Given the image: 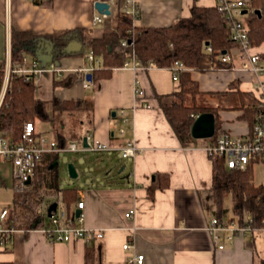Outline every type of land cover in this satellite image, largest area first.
<instances>
[{
	"label": "crops",
	"instance_id": "crops-1",
	"mask_svg": "<svg viewBox=\"0 0 264 264\" xmlns=\"http://www.w3.org/2000/svg\"><path fill=\"white\" fill-rule=\"evenodd\" d=\"M139 4L141 11L135 20L137 25L166 26L181 17L190 16L195 4L214 6V1L140 0ZM114 8L115 5H111L112 13L106 15L102 26H99L100 23L93 24V19L102 13L96 9L93 0H0V63L6 61V66L7 63L11 65L13 30L45 34L81 27L99 37L105 29L113 26ZM248 13L249 10L246 15ZM48 45L47 42L42 43L41 52H38L48 57ZM255 50L264 53V41L255 46ZM38 52L25 57L23 66H30L33 60H37L44 67L41 84L52 86L50 98L53 95L63 99L81 98L93 104L91 116L83 114L85 119L78 129L81 130L80 138L63 124L64 114H61L58 125L56 118L53 119L54 139H47L46 146L61 147L64 141L69 143L73 140L84 145V137L89 134L90 141L98 138L115 148L134 142L139 151L133 158L122 155L129 159L130 166L126 171L127 165L123 163L121 174L112 172L122 164L120 159H111L110 151L96 152L101 154L102 162L92 160L91 165H107L105 172L94 174L90 185L81 187L79 201L84 202L83 208L78 207L79 201L71 208L63 202L61 206L58 201L57 207L66 209L72 218L80 209L84 214L81 225L102 229V238L51 241L40 228H14L6 235L0 232V264H86L88 260L93 264H127L128 258L135 253H143L147 264L261 263L263 258L256 257L255 233L263 229L238 233L232 239L228 238L230 232L223 230L218 242L209 230L212 219L217 217L212 189L214 162L205 150L210 141L202 138L195 144L184 146L166 117L159 95L180 88V79L173 78L170 67H158L152 63H144L137 68L118 67L114 68L111 77L98 83L91 81L90 86L85 87L86 74L92 66L98 65V60L94 63L88 56L71 55L51 61L38 56ZM238 52L236 47L229 52L235 58L232 62L235 69L228 68V63L220 58L212 60L206 55L198 68L188 70L205 92L225 91L234 80L239 81L242 90H248L254 78L249 72L238 70ZM40 59L44 62L41 63ZM51 64L62 69L63 74L58 76L50 70ZM76 72L83 77L85 89L96 88L77 97H62L56 93L58 88L71 92L76 82L72 87L55 88L54 77ZM140 89L145 91L144 97L139 95ZM221 99L224 97L212 96L210 104L217 106ZM147 102L152 106H145ZM113 111L115 115H112ZM241 112L238 109H221V128L234 133L244 131L246 119L239 118ZM112 117H118L124 125L116 129L117 122ZM108 156L110 159L106 160ZM159 172L170 175V184L157 188L154 196L150 197L148 188L155 179L152 177ZM5 188L13 189L14 193L15 180L11 163L0 157V190ZM4 208L9 209L8 206ZM131 209L135 213L127 218L125 215ZM224 214L222 219L238 223L236 216L227 218ZM251 233L252 240L248 238ZM128 241L132 247L124 249L123 245Z\"/></svg>",
	"mask_w": 264,
	"mask_h": 264
},
{
	"label": "trees",
	"instance_id": "trees-1",
	"mask_svg": "<svg viewBox=\"0 0 264 264\" xmlns=\"http://www.w3.org/2000/svg\"><path fill=\"white\" fill-rule=\"evenodd\" d=\"M114 9L113 26L105 29L99 37L81 27L45 34L13 30L11 68L23 66L25 57L35 55L41 44L46 42L52 45V61L71 55L87 57L89 53H93L99 63L90 71L92 83L111 77L114 68L124 67L133 56L142 64L152 63L158 67H171L179 61L186 67L179 74L180 88L172 93L159 95V101L184 146H190L198 141L191 133L196 114L203 112L215 114L216 130L212 137L207 138L209 141L213 140L222 127L223 120L219 113L221 109L241 110L239 118L250 119L252 122L257 100L251 91L240 88L239 81H233L225 91L205 92L200 89L199 81L194 79L188 70L198 68L206 55L212 60H218L224 50L228 52L237 46L231 36L228 21L215 6L195 4L190 16L181 17L166 26L137 25L135 18L125 12L123 0H117ZM248 9L250 38L254 46H259L264 41V0H252ZM258 9L261 14L256 13ZM72 42L81 43L82 49L76 53H68L66 48ZM5 73L6 61L0 63V94ZM78 78L77 72L60 78L55 76L54 87H72ZM35 80L34 73L24 75L13 72L10 75L7 91L0 104V133H9L13 141L20 143L24 126L29 121L36 124L37 121H53L60 113L70 115L89 112L91 116L93 104L87 100L63 99L57 95H53L51 99L36 97ZM201 94L217 95L224 97V100L221 99L217 106L203 105L198 103V96ZM233 97L239 100L235 104L230 101ZM41 133L42 131H38L36 136H41ZM60 135L64 138L63 133L60 132ZM67 144L64 141V146ZM59 158L58 152H45L37 161L30 182L14 189L13 204L4 220L7 228L26 230L40 228L49 221L47 209L52 202L61 200L71 208L79 201L82 190L80 186L61 185ZM214 168L212 189L217 217L222 219L225 198L231 193L234 200L233 211L238 223L249 224L252 230L264 229V184L254 182V163H250L244 169L229 168L223 158H217L214 160ZM169 184L168 173H157L148 188L149 196L153 197L157 188L168 187ZM86 264L93 263L88 260ZM260 264H264V258Z\"/></svg>",
	"mask_w": 264,
	"mask_h": 264
},
{
	"label": "built area",
	"instance_id": "built-area-1",
	"mask_svg": "<svg viewBox=\"0 0 264 264\" xmlns=\"http://www.w3.org/2000/svg\"><path fill=\"white\" fill-rule=\"evenodd\" d=\"M111 5H115L117 0H105ZM124 10L127 14L133 16L135 20L140 15V0H123ZM214 6L225 17L231 28V36L237 43L236 48L239 50L237 59L239 60L238 70L249 72L254 80L253 85L250 86L248 91H251L256 97L257 103L255 106V113L252 119H246V128L241 133H234L230 130L219 129L217 135L205 146L209 157L213 160L223 158L229 168H246L250 163H261L264 165V53L255 50L250 38V26L245 18V9H248L252 0H213ZM249 10V9H248ZM106 14H98L93 19V24H99L103 21ZM126 43V42H124ZM210 51L211 48L209 47ZM230 51L220 55L222 62L228 63V68H236L232 64L235 58L229 53ZM88 59L91 62H97L93 53L88 54ZM132 66L134 68L141 67L142 62L134 56L128 60L124 67ZM50 70L60 76L63 74L62 69H57L54 64H51ZM94 69V66H92ZM170 69L173 72V78L179 80V74L182 70L186 69L182 62L176 61ZM44 67L40 66L37 60H33L30 66H20L12 69L10 63L6 66V77L4 79L1 100L7 91L10 80V75L13 72L28 75L34 73L36 76V91L39 96L46 97L47 90L52 91V86H44L41 84V76ZM91 81L85 78V87H89ZM140 96H145L143 89L138 90ZM51 94V93H50ZM49 94V97H51ZM42 97V98H43ZM151 107V103L145 104ZM198 114L195 115L197 117ZM127 122V118L124 119ZM124 130H121L123 132ZM38 129L36 123L29 121L24 126L22 133V141L15 142L10 136L5 133H0V157L11 163L13 168V177L15 180V187L23 186L27 181L31 180L34 173L37 161L41 159L45 152H62V151H80L90 150L94 152L101 151H114L120 150L124 157L133 158L138 153V147L134 142H129L119 148L112 147L109 143H105L98 138L90 141L91 135L87 134L88 145L85 146L80 142L73 140L67 145L61 147H48L46 146L47 138L36 136ZM84 202L79 201L78 207L83 208ZM135 210L131 209L126 213V217L130 218L134 215ZM8 214V209L4 208L0 212V232L6 235L9 229L5 226L4 220ZM48 223L40 229L46 234L51 241H71L74 239H91L102 238L104 231L102 229L87 228L81 225L84 214L80 213L71 217L66 209L60 210L59 207L48 216ZM210 232L213 234L214 239L218 242L221 239V231L228 230L229 239H232L238 233H247L252 231L251 225H240L236 221H228L214 217L209 226ZM264 230V229H263ZM124 249L132 247L130 241L123 245ZM127 264H147L146 257L143 253H135L131 255Z\"/></svg>",
	"mask_w": 264,
	"mask_h": 264
},
{
	"label": "rangeland",
	"instance_id": "rangeland-1",
	"mask_svg": "<svg viewBox=\"0 0 264 264\" xmlns=\"http://www.w3.org/2000/svg\"><path fill=\"white\" fill-rule=\"evenodd\" d=\"M248 17V14L245 15V18ZM99 26H102V23L99 24ZM40 62L43 63L44 60L40 59ZM58 64V63H56ZM6 74V73H5ZM6 77V75H5ZM4 77V79H5ZM83 77H79L78 80L76 81L73 90H71V92L67 91V89H61L58 88L56 89V93H58L60 96L64 97V96H74L77 97L78 95H84L85 93H90L91 91H93V89H85L83 87ZM237 81V80H234ZM39 93V92H38ZM36 91L35 88V95L36 97H41L39 96V94ZM51 93V94H50ZM53 93V89L52 91H48L46 92L45 95L46 97H41L42 99H51L49 97L52 95ZM64 93L66 95H64ZM214 97H217V95H213ZM212 97V95L210 94H201L198 96V103L203 104V105H212L210 104L211 100L210 98ZM1 94H0V100H1ZM71 98V97H70ZM3 100V99H2ZM238 98L237 97H233L230 101L232 104L237 103ZM239 101V100H238ZM228 110H232V109H228ZM245 109H243L244 111ZM242 113V112H241ZM64 116L62 117L63 119V124H66L68 126V128L70 127L72 131H74L78 138L81 137V130L79 129V126H81V122L85 119V117H83L85 114L84 112H80V113H75V114H65L63 113ZM60 114L57 115L56 120V125H58V122L60 121ZM86 115L90 116L89 112H86ZM113 115V112H112ZM113 120L115 122H117L116 125V129L119 128L120 126H123L124 123L121 121H119V118H115L112 117ZM122 118V117H121ZM55 121L52 120H44V121H37L36 127L37 129L40 128V130L42 131L41 135L45 138H47L49 141H52L54 139V124ZM244 122V121H243ZM61 123V121H60ZM39 124V127H38ZM240 124V122H239ZM244 126V124H242ZM6 136H10L9 133H5ZM48 145V144H47ZM112 152L110 155V158L112 159H120L122 161V164L120 166L115 167L112 172L114 174H121L120 170L122 168L123 163L127 165V169L128 170L129 166H130V161L129 159L123 158L122 156V152L120 150H116L115 151H110ZM101 154H98L96 152L90 151V150H80V151H62L60 152V158H59V169H60V182L62 187H68V186H80V187H86L87 185H90L93 182L94 179V174H96L98 171L105 172V165H107L106 163H103L102 165H91V161L92 160H99L98 162H102V158H101ZM109 156L106 157V160L110 159ZM73 162L76 165V168L79 172V176L77 178H72L69 174V163ZM93 162V161H92ZM100 162V163H101ZM104 166V167H103ZM254 181L256 184H264V165L263 164H255L254 165ZM13 189H9V188H5L4 190H0V209H2L5 206H8L9 208L12 206L13 204ZM60 201V205L62 206V202L61 200H57ZM233 205H234V200H233V196L232 194H228L225 198V217L227 218H234V211H233ZM227 212V214H226ZM247 217V216H246ZM263 229V228H262ZM252 233L251 236L248 237L250 240H252ZM255 239H256V257L258 258H264V231H256L255 233Z\"/></svg>",
	"mask_w": 264,
	"mask_h": 264
},
{
	"label": "water",
	"instance_id": "water-1",
	"mask_svg": "<svg viewBox=\"0 0 264 264\" xmlns=\"http://www.w3.org/2000/svg\"><path fill=\"white\" fill-rule=\"evenodd\" d=\"M95 7L96 9L102 13V14H106V15H110L112 13L111 9H110V4L106 1H96L95 2ZM248 9L244 10V13H247ZM256 13L261 14L260 9L256 10ZM82 49V44L79 42H72L68 45V47L66 48V51L68 53H76L78 51H80ZM41 52V51H39ZM38 52V56L40 57H44L45 59L47 58L48 60H53V55H52V45H48V57L45 56V54H41ZM227 51L224 50L223 53H226ZM87 78L91 81L92 80V73L89 72L87 73ZM113 115H115V111H113ZM215 130H216V117L215 114L212 112H203L200 113L191 128V133L192 136L198 139H204V138H210L215 134ZM84 145L87 146L88 145V141H87V136L84 137ZM69 174L72 178H77L79 176V172L76 168V165L73 162L69 163ZM153 179L155 178V176L152 177ZM29 181H27V183H29ZM58 206V201H54L50 204V206L47 209L48 212V216H51L53 214V212L57 209ZM80 209H78L76 211V215H79Z\"/></svg>",
	"mask_w": 264,
	"mask_h": 264
}]
</instances>
